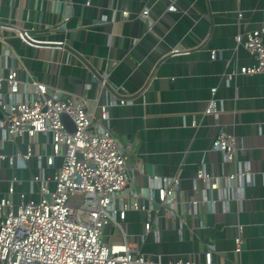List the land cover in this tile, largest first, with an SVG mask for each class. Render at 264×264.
Listing matches in <instances>:
<instances>
[{
  "label": "crops",
  "instance_id": "obj_1",
  "mask_svg": "<svg viewBox=\"0 0 264 264\" xmlns=\"http://www.w3.org/2000/svg\"><path fill=\"white\" fill-rule=\"evenodd\" d=\"M175 1L178 10L169 12L171 0H0L1 25L21 26L36 41L62 43L28 44L0 28L11 49L7 64L18 68L22 80L84 95L95 117L108 95L91 74H105L107 86L131 100L108 107V124L127 149L135 192L146 190L153 176H178L185 200L202 202L194 209L178 203L172 217L161 208L157 225L143 239V216L129 211L121 225L125 237L105 228L108 244L125 242L152 264L197 263L208 245L216 264H264V74L226 80L231 71L255 64L234 36L263 29L264 38V0ZM67 5L66 29L50 32L47 26L60 21ZM145 9L150 23L139 17ZM220 132L235 138L239 164L225 163L211 150ZM24 151L18 139L1 142L0 132V154ZM238 165L247 168L251 182L239 184L241 199L225 206L216 191L204 192L195 180L200 167L220 177ZM35 173L34 158L26 169L0 162V199L12 178L20 180L14 205L21 196L35 198ZM239 225L243 244L237 254L233 239Z\"/></svg>",
  "mask_w": 264,
  "mask_h": 264
},
{
  "label": "built area",
  "instance_id": "obj_2",
  "mask_svg": "<svg viewBox=\"0 0 264 264\" xmlns=\"http://www.w3.org/2000/svg\"><path fill=\"white\" fill-rule=\"evenodd\" d=\"M175 3L171 0L169 12L178 10ZM69 9L67 5L60 21L47 26L50 32L66 29ZM120 15L125 18L128 12L121 11ZM139 17L150 23L147 9ZM0 28L28 44L62 46L60 42L36 41L16 24H0ZM234 42L248 52L255 64L231 71L226 80L236 75L264 74L263 29L239 33ZM0 46L1 142L18 139L25 146L24 152L10 157L0 154V162L5 160L18 169H26L34 158L37 168L32 177L37 185L35 198L21 196L14 205L12 195L20 180L12 178L7 193L0 199V264H152L125 242L108 244L105 228L118 229L125 237L121 225L127 212L139 211L143 216V239L157 225L161 208L165 217H172L176 204L194 209L202 202L185 200L178 176H153L146 190L135 192L126 163L127 149L111 134L108 124V107L129 104L130 98L107 86L105 74L92 72V80L108 95L100 106L99 117H95V110L84 95H72L38 80H22L18 68L7 64L11 54L7 37L0 36ZM215 57V51H210V58ZM215 91L211 89L212 94ZM209 106L212 108V100ZM62 116L70 119L73 131L65 127ZM211 150L219 152L225 163L239 164L236 155L240 150L231 134L220 132ZM47 170H52V175L47 176ZM195 180L204 192L216 191L225 206L230 200L241 199L239 184H250L251 174L238 165L228 175L213 177L200 167ZM76 197L81 203L68 205ZM233 243V251L239 254L243 244L240 225L236 226ZM213 251L214 247L208 245L202 261L179 260L174 264H216Z\"/></svg>",
  "mask_w": 264,
  "mask_h": 264
},
{
  "label": "water",
  "instance_id": "obj_3",
  "mask_svg": "<svg viewBox=\"0 0 264 264\" xmlns=\"http://www.w3.org/2000/svg\"><path fill=\"white\" fill-rule=\"evenodd\" d=\"M62 121L65 127L68 129V131H73V125L67 116H62Z\"/></svg>",
  "mask_w": 264,
  "mask_h": 264
},
{
  "label": "rangeland",
  "instance_id": "obj_4",
  "mask_svg": "<svg viewBox=\"0 0 264 264\" xmlns=\"http://www.w3.org/2000/svg\"><path fill=\"white\" fill-rule=\"evenodd\" d=\"M81 202H80V198H71L68 202V205H71V206H77L79 205Z\"/></svg>",
  "mask_w": 264,
  "mask_h": 264
}]
</instances>
